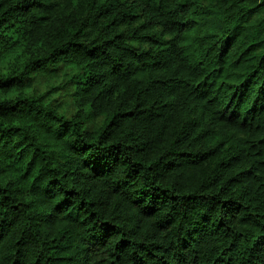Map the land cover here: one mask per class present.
I'll use <instances>...</instances> for the list:
<instances>
[{
	"label": "clouds",
	"instance_id": "clouds-1",
	"mask_svg": "<svg viewBox=\"0 0 264 264\" xmlns=\"http://www.w3.org/2000/svg\"><path fill=\"white\" fill-rule=\"evenodd\" d=\"M0 264H264V0H0Z\"/></svg>",
	"mask_w": 264,
	"mask_h": 264
}]
</instances>
